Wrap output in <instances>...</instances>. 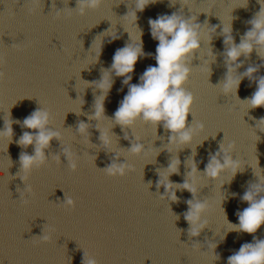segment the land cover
<instances>
[{
    "label": "clouds",
    "instance_id": "1",
    "mask_svg": "<svg viewBox=\"0 0 264 264\" xmlns=\"http://www.w3.org/2000/svg\"><path fill=\"white\" fill-rule=\"evenodd\" d=\"M103 2L104 0H77L76 9L80 15H84L89 9L99 8ZM155 2L156 0H136V10L142 12L149 4ZM259 3L261 4V9L248 21L251 27L241 37L239 44L234 42L231 26H223L222 30L225 45L224 60L227 72L224 80L219 85H222V93L225 95L233 93L236 95L240 83L245 77L255 82L257 85L255 92L250 98L242 101L248 104V109L264 107V76L256 75L260 66H249L243 73H237V70L242 67L241 56L246 59L250 58L251 53L255 50L260 58L264 60V3H262V0H259ZM133 12L136 21V12ZM196 21L197 16L185 18L177 13L149 19L148 23L152 38L158 41L154 57L157 66L148 67L140 76L139 83L132 84V73L138 59L146 55H152L143 51L142 32L139 44L135 46L127 44L123 48L117 49L110 68L102 70L101 79L92 83V86L96 89L102 90V95L96 98L94 114L89 115L88 119L96 120L97 122L102 119H108L105 115L104 101L113 86L112 73H114L117 77H123L122 83L128 87L127 94L123 97L114 113V119H111L114 121V125L121 126L122 130L132 129L137 121L152 125L156 130L158 126L162 125L166 132L171 133L169 144L190 145L194 136L205 129L203 122L191 124V126L188 125V116L192 112L195 96L185 85L192 75L190 65L195 54L200 51L202 42L200 31L202 24ZM211 28L217 31L216 27ZM5 62V58L0 55V67ZM5 76V72L0 71V81H3ZM13 123L21 124L22 128L33 130L31 132L24 131L16 141L22 149L34 146V154L30 155L27 151H21L19 155L20 170L17 176L24 182L25 188L23 190L17 189V191L22 202L27 204L29 201L25 198V192L34 195L31 185L27 184L29 176L34 169H40L48 163L45 150L50 148L51 141L54 139L61 142L62 133L52 127L53 116L51 111L42 107L33 111L22 123L19 120L14 121L9 112L8 119L4 118V128L0 130V137H9V143L14 135ZM259 124H264V118H260L257 121V128ZM89 127L90 125L83 121L79 122L77 126V134L88 143L90 142ZM96 128L100 133L99 140L103 147L106 149L110 148L112 137L109 131L99 127ZM258 129L264 132V128ZM124 138L130 141L131 147L128 148L130 154L140 156L146 152L141 137L134 136V139H132L125 132ZM235 149L236 144L234 141L227 144V146L221 143L219 150L215 154H210L203 172L204 176L208 180L216 181L228 170L232 171L233 177L238 171H241L240 161L233 159L232 154ZM62 151L69 168L75 172L78 167L77 154L70 147H63ZM119 157L121 155L116 153L113 162L103 169L107 175L122 177L128 171L134 170L126 159L125 162L120 163ZM52 159L57 164L61 163L60 155H53ZM190 160L192 164L190 167L191 171L187 174V179L184 183H173L169 179L172 174H179L181 161L176 157L171 159L163 175L162 172H158L159 179L156 182V189L159 193V189L163 187L165 191L163 195H160V198L168 199L172 202H179V197L176 195L177 189L188 190L192 194L193 199L186 201L189 206L188 211L184 213V218L190 225L188 234L191 238L198 237L201 231L206 228L208 222L203 219V216L207 212L209 204L207 200L201 202L196 198L198 191L196 174L201 172L198 170L194 160L192 158ZM0 174L5 175V172L0 170ZM190 176L192 177L191 179H189ZM149 185L151 186V181H149ZM240 199L242 202H246L248 207L242 211H237L238 224L234 225L230 222L229 224L233 225L232 231L253 234V241L242 244L238 251L227 258V264H264V239L254 235L264 226V180L259 178V183H250ZM63 204L75 208V200L71 197L65 196ZM38 237L44 242L51 240V235H46L45 231L42 236ZM216 257L217 260L220 259L218 254H216ZM82 264H98V261L90 256L86 258V254L83 253Z\"/></svg>",
    "mask_w": 264,
    "mask_h": 264
}]
</instances>
